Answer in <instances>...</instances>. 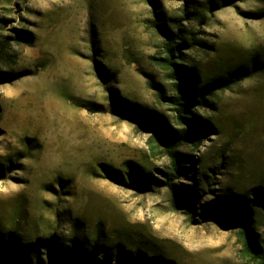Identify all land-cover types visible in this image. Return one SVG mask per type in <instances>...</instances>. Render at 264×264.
Listing matches in <instances>:
<instances>
[{
  "label": "rangeland",
  "instance_id": "obj_1",
  "mask_svg": "<svg viewBox=\"0 0 264 264\" xmlns=\"http://www.w3.org/2000/svg\"><path fill=\"white\" fill-rule=\"evenodd\" d=\"M155 24L196 36L185 59L204 83L242 79L196 107L207 131L182 149L194 165L177 183L196 195L193 218L164 187L152 132L111 113L126 100L182 130L149 85L172 94L150 61ZM17 29L34 43L0 64V264H49L52 238L88 264H137L139 252L142 264H253L236 230L199 214L264 187V0H0V33ZM251 219L264 237V212ZM25 245L37 247L23 257Z\"/></svg>",
  "mask_w": 264,
  "mask_h": 264
},
{
  "label": "trees",
  "instance_id": "obj_2",
  "mask_svg": "<svg viewBox=\"0 0 264 264\" xmlns=\"http://www.w3.org/2000/svg\"><path fill=\"white\" fill-rule=\"evenodd\" d=\"M155 27L163 40V47L160 53L150 57V61L171 81L172 94L167 97L163 87L153 81H149V85H156L158 99L166 100L176 125L182 127V130H172L164 116H158L154 111L143 109L140 105L131 104L126 100L116 101L111 113L114 116L136 120L144 132H152L151 139L155 146L163 150L169 160V172L164 175V187L168 188L173 201L181 197V202L188 206L193 218L196 214V195L188 196L187 191L177 183L187 175V166L194 165L193 158L182 149L188 144L194 145L196 138L207 131V122L197 114L196 107L204 106L214 92L229 89L242 79L204 83L195 67L185 59L184 51L194 50L199 44L196 36L189 34L187 37L188 33L181 28L171 30L160 24H155ZM33 43L34 34L25 29H17L14 37L0 33V64L11 60L10 53L15 44L24 47ZM9 80L6 73L0 69V82ZM249 195H252L253 199L234 198L231 203L225 205L213 199L202 206L199 203L202 209L199 216L203 220L216 221L224 231L236 230L245 257L253 264H264V237L256 233L251 219L253 211L264 212V187L255 189ZM2 245L0 244V249L4 250L6 246ZM71 246L58 252V242L52 238L47 245L49 264H88L82 257L90 253L84 252L76 242ZM11 247H14L13 243ZM36 247L25 245V248L19 251L26 257V251H33ZM138 255L136 262L142 264V253L139 252ZM149 261L151 264H160L158 257H151Z\"/></svg>",
  "mask_w": 264,
  "mask_h": 264
}]
</instances>
